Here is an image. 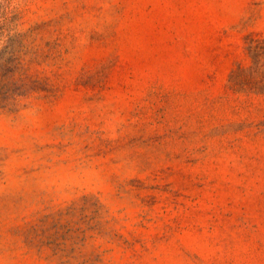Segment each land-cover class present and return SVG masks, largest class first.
<instances>
[{
  "label": "rangeland",
  "instance_id": "rangeland-1",
  "mask_svg": "<svg viewBox=\"0 0 264 264\" xmlns=\"http://www.w3.org/2000/svg\"><path fill=\"white\" fill-rule=\"evenodd\" d=\"M0 264H264V0H0Z\"/></svg>",
  "mask_w": 264,
  "mask_h": 264
}]
</instances>
